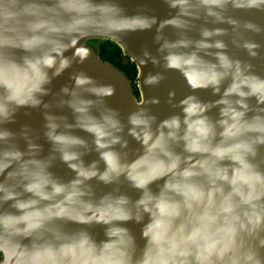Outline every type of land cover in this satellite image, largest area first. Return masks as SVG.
I'll list each match as a JSON object with an SVG mask.
<instances>
[{
  "label": "water",
  "instance_id": "water-1",
  "mask_svg": "<svg viewBox=\"0 0 264 264\" xmlns=\"http://www.w3.org/2000/svg\"><path fill=\"white\" fill-rule=\"evenodd\" d=\"M26 2L35 7L43 22L71 19L53 16L49 9L54 0ZM249 2L122 0L123 19L111 21L108 29L81 31L67 50L58 53L67 58L70 67L51 79L47 94L40 97L41 105L21 108L9 125L11 134L17 137L15 148L27 158L0 160V217L18 219L20 205H34L29 214L32 224H40L45 215L53 213L64 217L60 235L66 243L87 239L94 246H103L113 242V233H121L133 241L137 256L143 254L145 233L152 219L147 205L142 210L140 202L164 195L169 184L178 191H186L188 186L181 175L171 174L159 153L146 151L144 144L130 134V116L147 114L157 136L165 134L171 120L184 122L187 109L196 114L201 106L208 109L205 116L217 124L221 139L239 135V129L232 130L226 112L240 113L249 124L264 125V100L228 94L236 87V77L229 70H219L217 86L208 84L210 73L218 72V65L223 63L220 58L224 57L244 70L246 83L237 91H264V5L257 0L256 7H246ZM46 38L45 29L30 37L34 46ZM104 40L117 43L136 64L139 96L128 76L100 56L97 45ZM8 51L10 61L21 63L26 58L21 47L12 46ZM80 75L89 77L92 86L106 95L87 99L78 96L75 82ZM152 76L158 81L146 85L144 81ZM18 84L22 87L21 81ZM81 100L86 107L77 111L72 103ZM112 116L121 122L124 142L123 152L116 157L106 147L100 127ZM260 139L264 135L240 136L241 142L252 145L254 153L264 156V147L255 143ZM231 146L230 142L226 147ZM202 160L188 155L181 171ZM248 163L254 165V160L249 158ZM125 166L127 171L114 179H99L110 169ZM222 166L226 174L235 175L240 170V165L230 159H225ZM77 169L95 175L81 184ZM52 184L62 187L67 195L42 198L49 196L48 186ZM140 184L145 187L139 188ZM30 188L42 197H35ZM77 192L83 194L76 196ZM17 243L28 247L32 241L19 238Z\"/></svg>",
  "mask_w": 264,
  "mask_h": 264
},
{
  "label": "clouds",
  "instance_id": "clouds-1",
  "mask_svg": "<svg viewBox=\"0 0 264 264\" xmlns=\"http://www.w3.org/2000/svg\"><path fill=\"white\" fill-rule=\"evenodd\" d=\"M258 2L264 5V0ZM121 3L122 0H54L49 9L53 16L71 19L46 23L26 0H0V160L27 158L15 148L17 137L9 128L16 113L21 108L41 105L40 97L47 94L46 86L51 79L70 67L67 58L58 53L61 49L67 50L81 31L108 29L111 21L125 17ZM245 6L256 7L257 0H250ZM41 29L47 31V38L34 46L30 37ZM12 46L25 51L26 58L21 63L10 61L8 49ZM220 59L223 63L218 65L216 74L210 73L209 85L217 86L219 70L227 69L236 77V87L229 95L264 100V91L259 88L237 91L246 83L242 66L230 64L224 57ZM157 81L158 77L152 76L144 82L151 85ZM75 87L76 94L84 99L106 95L83 75L76 78ZM72 107L82 111L86 105L82 100L73 101ZM207 110L201 106L193 114L187 109V119L182 123L175 119L168 122L162 136L153 134L152 118L147 114L130 116V134L144 144L146 151L159 153L168 163L171 174L181 175L188 186L186 191H178L169 184L164 195L140 202L142 210L147 205L152 219L145 233L143 254L137 256L133 241L121 233H113V242L103 246H94L87 239L66 243L60 235L64 217L53 213L45 215L40 224H32L29 214L34 205H20L18 219L0 217V264H264V156L254 153L251 144L240 141V136L246 133L264 135V125L249 124L240 113L226 112L232 130L239 129V135L221 139L217 124L205 116ZM100 127L113 157L122 153L121 122L114 116L107 117ZM230 142L233 146L226 147ZM255 143L264 147V139ZM188 155L200 156L203 160L181 171ZM249 158L254 160V165L248 163ZM225 159L240 165L235 175L225 173L222 166ZM77 171L81 184L95 175ZM124 171L126 166L110 169L99 179L108 182ZM48 187V197H42L34 188L29 191L42 198L67 195L62 187L54 184ZM19 238L32 243L21 247L17 243Z\"/></svg>",
  "mask_w": 264,
  "mask_h": 264
},
{
  "label": "trees",
  "instance_id": "trees-1",
  "mask_svg": "<svg viewBox=\"0 0 264 264\" xmlns=\"http://www.w3.org/2000/svg\"><path fill=\"white\" fill-rule=\"evenodd\" d=\"M97 47L103 60L111 62L128 76L134 84L136 93L139 96L140 92L137 85L138 69L136 64L133 63L131 59L124 54L122 48L113 41H101L98 43Z\"/></svg>",
  "mask_w": 264,
  "mask_h": 264
},
{
  "label": "rangeland",
  "instance_id": "rangeland-1",
  "mask_svg": "<svg viewBox=\"0 0 264 264\" xmlns=\"http://www.w3.org/2000/svg\"><path fill=\"white\" fill-rule=\"evenodd\" d=\"M137 84H138V82H137Z\"/></svg>",
  "mask_w": 264,
  "mask_h": 264
}]
</instances>
